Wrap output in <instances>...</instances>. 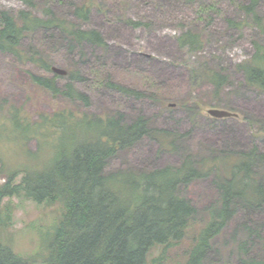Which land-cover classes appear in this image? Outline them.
Instances as JSON below:
<instances>
[{
    "label": "trees",
    "instance_id": "16d2710c",
    "mask_svg": "<svg viewBox=\"0 0 264 264\" xmlns=\"http://www.w3.org/2000/svg\"><path fill=\"white\" fill-rule=\"evenodd\" d=\"M26 1L39 4L38 0ZM258 3L251 0L241 6L259 28L260 36L253 41L255 52L238 64V69L248 87L264 93V20L257 12ZM43 7L45 17L32 10L15 14L0 10V51L51 73L52 60L43 51L29 48L26 52L22 47L30 34L53 29L64 36L70 50L84 43L106 48L98 30L81 27L90 19L94 0L76 3L67 15L71 19L57 17L49 5ZM125 22L133 27L145 25L132 19ZM179 41L190 48L200 43L199 35L191 32ZM207 75L216 93L228 82L222 70H211ZM62 77L68 81L64 88L57 84L58 74H30L32 84L53 98H63L60 107L42 114L38 121L22 117L14 105L6 109L7 117L0 116V130L9 129L18 139L14 166L7 167L0 158V172L8 174L7 182L0 187V227L7 226L10 217L9 206H2L5 197L36 203L60 202L62 207L37 254L25 258L0 241V264H34L39 259L44 264H204L214 241L233 220L244 225L239 245L243 255L237 263L223 264H264V152L257 144L233 153L212 151L211 156L201 158L182 153L178 140L190 132L155 128L145 116L126 122L122 112L78 113L76 103L89 104L88 95L76 88V82L84 80L82 72L69 69ZM106 85L128 95L144 96L139 90L115 82L108 81ZM145 137L155 138L162 150L179 148V163L151 169L107 170L119 151ZM30 139L39 144L31 153L24 150V143ZM209 178H213L217 200L208 206V220L193 237L186 259L171 263L167 260L168 250L185 239L198 212L182 190ZM157 247L158 253L153 254Z\"/></svg>",
    "mask_w": 264,
    "mask_h": 264
},
{
    "label": "rangeland",
    "instance_id": "374dc122",
    "mask_svg": "<svg viewBox=\"0 0 264 264\" xmlns=\"http://www.w3.org/2000/svg\"><path fill=\"white\" fill-rule=\"evenodd\" d=\"M79 1L38 0L39 4L35 5L26 0H0V10L13 14L32 10L45 17L43 6L49 5L57 17L71 19L67 15ZM250 1L94 0L90 19L82 22L81 27L98 30L106 48L84 43L70 50L64 36L53 29L30 34L22 47L26 52L29 48H35L33 52L43 51L53 66L82 72L84 80L76 82V88L88 95L89 104L76 103L78 113L122 112L126 122L145 116L155 128L190 132L178 140L180 152H190L198 158L211 156L212 151L233 153L248 149L253 143L264 152V93L248 87L238 69V64L253 55V41L260 36L259 28L241 8ZM257 12L264 20V0H259ZM126 19L142 21L145 25L133 27ZM187 32L198 34L201 44L191 48L189 44L181 45L179 38ZM23 62L0 51V105L3 107L0 116L7 117L6 109L14 105L22 117L36 122L42 114L60 107L63 98L60 95L53 98L30 80L31 73L51 77L53 71L46 72L31 61ZM211 70H222L228 76V82L218 93L207 75ZM57 81L63 88L68 83L62 76ZM108 81L139 90L144 96L109 88ZM211 108L225 109L237 113L238 117L214 120L207 112ZM17 143L14 132L0 130V158L9 168L16 162ZM24 144V150L29 153L35 152L39 145L35 139ZM179 160V148L162 150L155 138L145 137L119 151L109 161L107 170L151 169L177 164ZM212 179L197 180L182 190L198 212L185 239L168 250L169 262L186 259L193 237L207 222V208L218 197ZM7 180L8 174L0 172V187ZM2 206H9L10 217L8 225L0 227V241L25 258H32L40 251V244L62 212L60 202L36 203L18 197H5ZM243 226L240 220H233L214 241L204 264L237 263L243 255L239 247ZM158 251L157 247L153 254ZM34 264L44 263L39 259Z\"/></svg>",
    "mask_w": 264,
    "mask_h": 264
},
{
    "label": "water",
    "instance_id": "95a60500",
    "mask_svg": "<svg viewBox=\"0 0 264 264\" xmlns=\"http://www.w3.org/2000/svg\"><path fill=\"white\" fill-rule=\"evenodd\" d=\"M52 71L58 75H66L67 70L63 68H58L56 66L52 67ZM208 114L214 118H230V117H238L237 113L225 110V109H218V108H211L208 109Z\"/></svg>",
    "mask_w": 264,
    "mask_h": 264
}]
</instances>
